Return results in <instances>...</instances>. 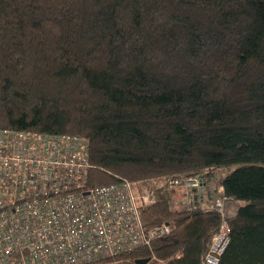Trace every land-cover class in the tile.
Segmentation results:
<instances>
[{
    "label": "trees",
    "instance_id": "trees-1",
    "mask_svg": "<svg viewBox=\"0 0 264 264\" xmlns=\"http://www.w3.org/2000/svg\"><path fill=\"white\" fill-rule=\"evenodd\" d=\"M5 127L86 136L90 186L155 197L172 230L110 264L202 263L221 216L179 205L190 176L237 203L219 264H264V0H0Z\"/></svg>",
    "mask_w": 264,
    "mask_h": 264
},
{
    "label": "built area",
    "instance_id": "built-area-1",
    "mask_svg": "<svg viewBox=\"0 0 264 264\" xmlns=\"http://www.w3.org/2000/svg\"><path fill=\"white\" fill-rule=\"evenodd\" d=\"M89 139L70 133L0 128V264H110L127 250L151 247L173 224L143 225L140 205L154 201L127 180L90 186ZM179 205L220 213L201 264H219L236 204L223 187L208 203L199 176L171 178ZM111 262V263H112ZM145 264H166L152 254Z\"/></svg>",
    "mask_w": 264,
    "mask_h": 264
},
{
    "label": "water",
    "instance_id": "water-1",
    "mask_svg": "<svg viewBox=\"0 0 264 264\" xmlns=\"http://www.w3.org/2000/svg\"><path fill=\"white\" fill-rule=\"evenodd\" d=\"M147 262V259H138L136 260L137 264H145Z\"/></svg>",
    "mask_w": 264,
    "mask_h": 264
},
{
    "label": "rangeland",
    "instance_id": "rangeland-1",
    "mask_svg": "<svg viewBox=\"0 0 264 264\" xmlns=\"http://www.w3.org/2000/svg\"><path fill=\"white\" fill-rule=\"evenodd\" d=\"M177 191H179V190H177ZM180 194V195H179ZM182 193H177L176 192V195H177V197H179L180 198V196H181V199H182V196H184L185 197V195H181ZM219 196V191H218V194H217V197ZM181 199H180V201H181ZM205 199V198H204ZM235 204L237 205V203L235 202Z\"/></svg>",
    "mask_w": 264,
    "mask_h": 264
},
{
    "label": "bare ground",
    "instance_id": "bare-ground-1",
    "mask_svg": "<svg viewBox=\"0 0 264 264\" xmlns=\"http://www.w3.org/2000/svg\"><path fill=\"white\" fill-rule=\"evenodd\" d=\"M216 194V193H215ZM213 199V198H212Z\"/></svg>",
    "mask_w": 264,
    "mask_h": 264
}]
</instances>
